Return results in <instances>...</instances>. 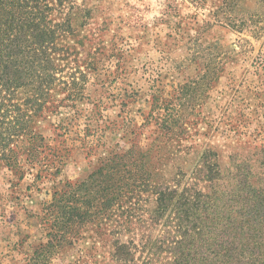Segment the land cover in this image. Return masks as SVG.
Masks as SVG:
<instances>
[{
    "label": "trees",
    "instance_id": "obj_1",
    "mask_svg": "<svg viewBox=\"0 0 264 264\" xmlns=\"http://www.w3.org/2000/svg\"><path fill=\"white\" fill-rule=\"evenodd\" d=\"M72 1L0 0V156L11 169L21 156L35 168L36 157L56 150L40 123L85 97V83L58 65L70 55L63 9ZM150 116L148 148L109 147L84 180L54 189L35 214L41 236L27 250L24 236L12 264H264V146L212 147L189 158L179 117Z\"/></svg>",
    "mask_w": 264,
    "mask_h": 264
},
{
    "label": "rangeland",
    "instance_id": "obj_2",
    "mask_svg": "<svg viewBox=\"0 0 264 264\" xmlns=\"http://www.w3.org/2000/svg\"><path fill=\"white\" fill-rule=\"evenodd\" d=\"M263 2L73 0L64 7L70 55L58 65L66 66L62 76L85 83V97L40 123L56 150L36 157L35 168L21 156L11 169L9 156H0V264L22 258L24 236L25 250L41 236L35 214L55 188L84 180L109 147L148 148L152 111L179 117L180 148L189 158L212 147L264 146ZM204 22L211 25L200 35ZM58 159L64 165L56 176Z\"/></svg>",
    "mask_w": 264,
    "mask_h": 264
}]
</instances>
